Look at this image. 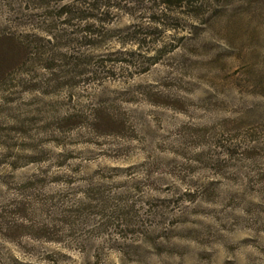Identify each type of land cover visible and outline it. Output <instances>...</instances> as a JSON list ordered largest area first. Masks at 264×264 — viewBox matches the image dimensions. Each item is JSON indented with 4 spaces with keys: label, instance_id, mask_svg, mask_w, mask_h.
<instances>
[{
    "label": "rangeland",
    "instance_id": "1",
    "mask_svg": "<svg viewBox=\"0 0 264 264\" xmlns=\"http://www.w3.org/2000/svg\"><path fill=\"white\" fill-rule=\"evenodd\" d=\"M19 4L14 17L8 18L10 24H30L53 35V40L33 32L31 48L16 47L10 39L4 42L6 47L0 46V218L41 217L51 226L45 223L37 231L54 234L63 226L70 235L91 225H96L92 231L112 230L128 247L141 250L140 264H157L153 255L160 264H232L228 257L240 250L237 244L255 245L239 235L249 224L264 230V203L252 199L264 200V173L252 176L232 163L242 155L240 145L232 141L264 135V110L259 107L264 101L254 99L251 107L236 105L230 93L235 88L264 96V78L255 75L264 64L253 58L254 48H245V41L236 39L238 28L224 15L221 0H71L66 5L62 0H19ZM209 8L211 15H205ZM122 13L140 22L125 23ZM145 18L151 23L144 24ZM166 29L177 34L165 39ZM185 30L191 35H178ZM114 42L138 43L149 50L157 43L163 47L156 56L145 57L131 50L112 51ZM177 49L182 53L179 64L176 57L169 58ZM209 53L211 60L193 59ZM154 63L161 68H154ZM123 65L138 75L159 73V83L138 85L149 90L144 95H119L129 103L143 100L145 108L156 105L164 117L175 112L178 122L197 101L177 95V90L191 92L204 83L212 87L201 97L208 119L181 122L175 131L181 144L190 142L194 148L214 144L215 149L195 153L194 163L171 161V180L120 179L132 169L93 171L90 165L77 163L84 153H57L46 147L70 142L71 133L85 119L84 108L92 112L94 123H104L110 137L128 141L143 134V122L134 117L122 118L116 111L109 115V110L91 109L89 104L78 106L93 93L76 89L87 90L97 82L103 86L99 99H111L105 95L112 92L105 82L109 77L116 80L118 72L123 79L127 72ZM173 68L195 73L196 81L173 78L166 71ZM208 96L214 99L208 102ZM229 111L239 115L224 116ZM157 147L165 150L162 144ZM174 150L188 159L183 149ZM114 151L125 153L128 147ZM252 152L261 154L255 148ZM224 153L230 159L225 160Z\"/></svg>",
    "mask_w": 264,
    "mask_h": 264
},
{
    "label": "clouds",
    "instance_id": "2",
    "mask_svg": "<svg viewBox=\"0 0 264 264\" xmlns=\"http://www.w3.org/2000/svg\"><path fill=\"white\" fill-rule=\"evenodd\" d=\"M71 0H62V4H69ZM221 5L224 8V15L237 26L238 33L236 39L245 41L243 47L254 48L252 53L257 64H264V0H221ZM198 6V5H197ZM219 5L213 4V7ZM19 0H0V46L6 47L4 43L7 40H12L16 47L31 48L35 43L29 38V34L36 32L44 36L47 40H53V35H49L47 31L33 27L32 25L17 26L10 24L9 17H14L15 9L19 8ZM38 10V9H37ZM164 10V6H161ZM213 8H209L205 15H211ZM31 11V9H29ZM114 11H117L114 9ZM125 23H139L138 19L123 14ZM148 16L151 13L147 14ZM139 16V13H137ZM66 18L62 17V19ZM144 24H150L151 21L147 18L143 20ZM193 24L198 21L193 20ZM5 24H10L4 27ZM161 27L160 24L154 25ZM177 34L174 29L165 30V39H169ZM208 32H202V36H207ZM178 35L190 36V30H185ZM115 43V42H114ZM219 43L224 44L223 40ZM227 47V44H224ZM161 43H157L152 50L148 48L141 49L140 44L131 43L127 46H122L120 43H115L112 51L122 50L127 53L141 52L145 57H154L157 55V49L162 48ZM181 50L177 49L176 53H170L169 58L176 57V63L179 64V55ZM193 59H212V54L207 56L200 55ZM188 63V61H184ZM127 69L124 73V78L121 79L119 72L116 80L111 77L105 82V86L112 89V92L106 93V96H111V99H99V94L103 91V86L97 82L87 90L83 87L76 89L77 92L90 91L93 93L90 99L79 100L78 106L89 104L91 109L103 108L111 111H116L122 118L129 116L143 122L142 135L138 134V138L128 141L122 140L120 137L108 136V129L103 122L94 123L95 117L89 108H84L85 119L79 127L71 133L69 143L66 145L56 146L48 144L46 147L53 148L57 153L72 151L84 153V158L77 163H83L85 166L90 165V170L97 169H132L131 175L122 173L120 179L128 180H143L145 182L155 180L158 183L163 180H171L169 169L173 166L171 161H179L181 163H194L192 157L195 153L205 152L207 148L215 149V145H207L201 147H192L191 143L181 144L176 135V128L180 123L194 124L197 120L203 117L208 119V114L203 111L201 104L204 101L201 97L206 96L212 91L210 84L204 83L198 89L191 92H180L177 90V95L188 97L197 101L196 104L187 107V114L182 115V121H176L175 112H169L166 117L161 116L160 109L156 105H150L148 108L143 107V100L140 103H129L126 96L119 93H127V95H144L149 90L146 88L137 87L140 84L159 83V73L138 75L130 65H123ZM156 69L161 68L160 64H153ZM171 72L173 78H181L184 81H196V74H184L183 70L166 69ZM131 73V76L128 73ZM257 77L264 78V70L255 74ZM126 81V82H125ZM131 89L130 92L128 90ZM115 93V94H114ZM39 95V93H37ZM230 96L234 99L236 105L248 103L251 107L252 101L258 99L264 101V96L253 97L247 93L233 88ZM63 99V96L61 97ZM214 98L208 96V102ZM76 97H74V101ZM260 110H264V104H261ZM239 113L232 111L224 113V116L235 118ZM96 129V131H93ZM99 133V134H98ZM164 145L165 150L161 151L157 145ZM233 145H240L242 155L236 163L237 167L242 168L245 173L256 176L258 173H264V135L259 137H241L239 140H233ZM127 145L128 151L125 153H117L114 151L117 147ZM260 152L256 155L252 149ZM174 149H183L188 159L185 160L183 155L178 156ZM247 149V153H245ZM225 160L230 159L227 153L223 154ZM255 169V171H253ZM67 171V169H65ZM195 176L190 179H195ZM184 186L182 185V188ZM184 190H188L184 188ZM151 191V189H146ZM159 195V193H154ZM167 195V194H165ZM83 198L82 194L81 197ZM252 199L256 203H264L259 196H254ZM45 223H51L41 217H29L21 220L19 217L15 219L11 217L0 218V264H140L143 253L138 248L128 247V242L121 239L116 232L109 230L107 233L100 231H92L96 225H91L83 229L77 228L74 234L70 235V229L67 226L62 227V231L58 233L40 232L37 231ZM47 236L48 238H44ZM239 239L245 241H255L246 244H237L240 249L233 255L228 257L232 264H264V230H259L258 225L249 224L240 232ZM135 241H133L134 243ZM19 253V254H18ZM153 259L160 264V259L153 255ZM178 260L179 258H175Z\"/></svg>",
    "mask_w": 264,
    "mask_h": 264
}]
</instances>
